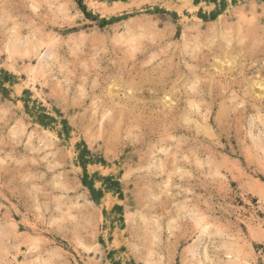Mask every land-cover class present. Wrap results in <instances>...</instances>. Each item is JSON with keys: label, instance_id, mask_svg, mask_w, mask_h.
Returning <instances> with one entry per match:
<instances>
[{"label": "rangeland", "instance_id": "374dc122", "mask_svg": "<svg viewBox=\"0 0 264 264\" xmlns=\"http://www.w3.org/2000/svg\"><path fill=\"white\" fill-rule=\"evenodd\" d=\"M0 264H264V0H0Z\"/></svg>", "mask_w": 264, "mask_h": 264}]
</instances>
